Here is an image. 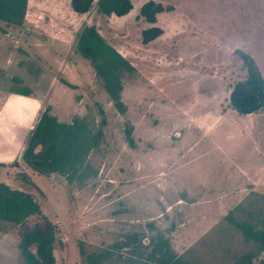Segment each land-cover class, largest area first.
Instances as JSON below:
<instances>
[{
	"label": "rangeland",
	"instance_id": "obj_1",
	"mask_svg": "<svg viewBox=\"0 0 264 264\" xmlns=\"http://www.w3.org/2000/svg\"><path fill=\"white\" fill-rule=\"evenodd\" d=\"M68 1L28 0L20 27L0 22V37L20 61L0 86L28 98L39 94L58 122L78 116L101 134L91 135L92 146L84 140V164L70 179L71 173L33 172L19 160L8 170L9 187L30 194L40 211L24 226L1 222L0 264H23L19 231L46 220L57 229V264H117L110 256L90 263L79 248L104 254L117 241L144 233L147 243L156 232L193 261L233 259L247 244L228 213L264 229V184H244L235 169L241 144L264 153V112L239 114L228 101L232 84L246 74L241 51L264 76V0H153L171 9L157 15L153 25L162 33L147 44L141 30L148 24L137 14L148 0H132L120 17L103 16L94 5L76 14ZM93 24L132 67L122 78V113L75 50L78 32ZM221 134L233 135L228 143ZM195 198L200 202H189ZM127 250L118 253L126 257Z\"/></svg>",
	"mask_w": 264,
	"mask_h": 264
},
{
	"label": "trees",
	"instance_id": "obj_2",
	"mask_svg": "<svg viewBox=\"0 0 264 264\" xmlns=\"http://www.w3.org/2000/svg\"><path fill=\"white\" fill-rule=\"evenodd\" d=\"M27 4L28 0H0V22L20 27L26 15ZM93 5L97 13L108 17L127 15L133 6L132 0H69L70 9L76 14L88 12ZM169 9L170 6H163L153 0L141 4L137 16L142 17L148 24L141 30L143 44L149 43L162 33V29L153 24L158 13ZM75 50L88 61L94 74L101 80L102 89L109 100L122 113V78L132 69L129 62L106 41L94 24L83 26L78 32ZM240 57L246 74L232 84L228 101L239 114L254 113L264 109V78L251 56L241 51ZM72 117L69 122H58L46 107L28 136L21 155L28 167L47 176L51 173L68 176L71 173L69 179L73 177L74 172L81 169L84 164L83 143L88 142L92 146L91 135H97L98 139L101 133L100 129L94 130L87 120H80L78 116ZM124 134L128 142H131V126L125 129ZM39 211L38 202L30 194L11 189L7 184L0 182V224L5 221L24 226L27 217ZM226 218L231 219L232 225L242 230L247 244L244 251L230 260L193 261L184 255L176 254L167 236L158 232L153 234L147 243L143 241L144 233L133 235L130 239L127 237L122 242L117 241L104 254L87 253L82 246L79 252L90 259V263H97L104 259L103 256H110L117 264H264V229H259V224H255L257 228L253 225V229H250L241 224V221L235 220L232 213H228ZM56 232V226L50 220L43 224L34 223L19 231L23 264H57L53 252ZM121 247H128L126 257L118 253Z\"/></svg>",
	"mask_w": 264,
	"mask_h": 264
},
{
	"label": "crops",
	"instance_id": "obj_3",
	"mask_svg": "<svg viewBox=\"0 0 264 264\" xmlns=\"http://www.w3.org/2000/svg\"><path fill=\"white\" fill-rule=\"evenodd\" d=\"M1 32V34H3L4 36L9 34L6 29ZM8 43L9 42H7L6 39L1 35L0 47L4 48L3 53H0L1 78H3V76L5 77V75H7L6 72L8 70H12L13 66L16 67L20 65V61L18 60L19 56L17 57L15 52L6 48V45H8ZM12 47L16 48V44H12ZM21 65H24V63L21 62ZM1 73L3 75H1ZM41 74H43V71L37 75L42 77L43 75ZM30 80L32 81L33 79ZM3 82L6 81L3 80ZM26 88L32 91V89L28 86ZM29 99H34V101H30ZM44 100L45 97L40 98L39 94L37 97L34 96L28 98L20 93V88L18 89L12 87L11 89L10 86H0V140L2 141L1 147L5 149L4 154L9 156L8 161L0 162V167L3 168V170L0 171V182L4 179L5 181H3V183L7 184L8 186L10 184L9 178L7 177L9 172L8 170H11L13 167L18 166V160L25 166H27L24 161L20 159V157L26 146V140L28 136L34 129L44 109H46V107L44 108L43 106ZM14 102L19 103L18 107L13 106L12 103ZM261 112H264V109H262ZM15 114L18 116V118L13 116ZM232 135L233 134H221V139L229 143ZM235 136L237 140L240 139L238 134H235ZM235 143L237 145L238 141H236ZM235 151H237L239 155V161L236 162L235 169L239 173L244 175L246 181H243V183L247 185H252L253 183H256V185L264 184V153L260 151L256 144L251 146L250 144L248 145L246 143H244L243 146L241 144L239 148H235ZM33 172L36 171L33 170ZM52 174L53 175H49L48 177H56L54 176V173ZM260 176H262L263 178H261ZM185 192V190L182 191V193ZM189 202L195 204L199 203L200 200L195 198L190 200ZM220 203L224 205L223 209L230 208L227 207L224 201Z\"/></svg>",
	"mask_w": 264,
	"mask_h": 264
}]
</instances>
